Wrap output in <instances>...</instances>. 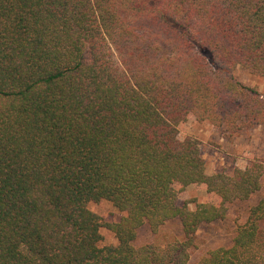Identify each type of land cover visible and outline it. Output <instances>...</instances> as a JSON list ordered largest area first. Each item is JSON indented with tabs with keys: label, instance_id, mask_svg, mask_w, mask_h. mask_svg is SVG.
<instances>
[{
	"label": "trees",
	"instance_id": "trees-1",
	"mask_svg": "<svg viewBox=\"0 0 264 264\" xmlns=\"http://www.w3.org/2000/svg\"><path fill=\"white\" fill-rule=\"evenodd\" d=\"M238 68L264 74V0H0V264H191L198 231L264 186V158L209 175L179 136L264 126ZM190 186L219 203L181 204ZM102 201L125 216L103 223ZM193 264H264V197Z\"/></svg>",
	"mask_w": 264,
	"mask_h": 264
},
{
	"label": "rangeland",
	"instance_id": "rangeland-1",
	"mask_svg": "<svg viewBox=\"0 0 264 264\" xmlns=\"http://www.w3.org/2000/svg\"><path fill=\"white\" fill-rule=\"evenodd\" d=\"M236 75L243 83L264 94V74L256 76L238 68ZM179 136L181 139L191 137L199 143L209 175L221 169L226 171L235 167L244 169L251 157L264 158V126L244 129L238 135H231L223 127L200 123L192 117ZM263 197L264 186L250 200L231 205L227 217L223 221L203 226L197 233V248L192 252L191 264L198 261L211 249L230 247L237 227L246 222L249 209ZM179 200L181 204L188 203L191 209H195L200 203H219L218 198L213 194H209L196 186L188 187L186 191L180 194ZM90 209L100 217L103 223H114L125 216V213L107 201L92 203ZM101 232L103 235L102 246L116 244L117 240L112 231L104 227ZM181 236V226L177 221L166 224L157 234L144 227L139 232L136 245L141 246L148 243L165 245L174 238Z\"/></svg>",
	"mask_w": 264,
	"mask_h": 264
}]
</instances>
